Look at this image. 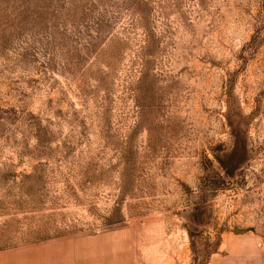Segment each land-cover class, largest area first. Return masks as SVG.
<instances>
[{"label": "rangeland", "instance_id": "374dc122", "mask_svg": "<svg viewBox=\"0 0 264 264\" xmlns=\"http://www.w3.org/2000/svg\"><path fill=\"white\" fill-rule=\"evenodd\" d=\"M0 264H264V0H0Z\"/></svg>", "mask_w": 264, "mask_h": 264}]
</instances>
